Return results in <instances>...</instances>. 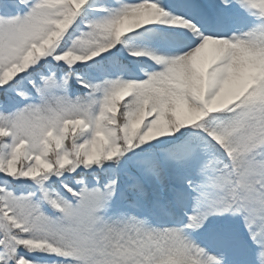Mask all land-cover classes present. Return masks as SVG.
Returning a JSON list of instances; mask_svg holds the SVG:
<instances>
[{"label": "snow or ice", "instance_id": "6c2138e0", "mask_svg": "<svg viewBox=\"0 0 264 264\" xmlns=\"http://www.w3.org/2000/svg\"><path fill=\"white\" fill-rule=\"evenodd\" d=\"M0 264H264V0H0Z\"/></svg>", "mask_w": 264, "mask_h": 264}]
</instances>
